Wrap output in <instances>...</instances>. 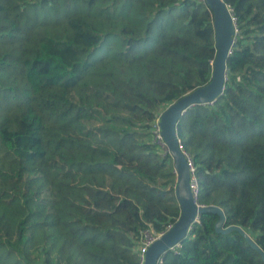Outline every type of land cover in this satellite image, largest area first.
Here are the masks:
<instances>
[{
    "label": "trees",
    "instance_id": "obj_1",
    "mask_svg": "<svg viewBox=\"0 0 264 264\" xmlns=\"http://www.w3.org/2000/svg\"><path fill=\"white\" fill-rule=\"evenodd\" d=\"M237 33L222 94L177 123L196 201L264 252V0H224ZM47 25H50L47 27ZM212 14L195 0H0V264H143L178 218L158 114L205 85ZM204 212L158 264H264Z\"/></svg>",
    "mask_w": 264,
    "mask_h": 264
},
{
    "label": "water",
    "instance_id": "obj_2",
    "mask_svg": "<svg viewBox=\"0 0 264 264\" xmlns=\"http://www.w3.org/2000/svg\"><path fill=\"white\" fill-rule=\"evenodd\" d=\"M204 2L212 14L215 43V55L210 78L205 85L189 91L169 103L159 115L161 135L167 152L172 158L176 175L174 195L178 202L180 213L171 227L145 250L143 264H158L159 259L167 250L172 249L180 240L187 236L190 226L197 222L199 215L204 212L217 214L218 219L214 224L216 232H238L260 254L264 261L263 250L241 226H223L225 215L220 207L216 205H200L194 201L190 189V172L177 136V123L186 109L196 104L211 103L222 94L226 81L227 59L235 45L234 38L237 31L229 6L224 0H205Z\"/></svg>",
    "mask_w": 264,
    "mask_h": 264
},
{
    "label": "built area",
    "instance_id": "obj_3",
    "mask_svg": "<svg viewBox=\"0 0 264 264\" xmlns=\"http://www.w3.org/2000/svg\"><path fill=\"white\" fill-rule=\"evenodd\" d=\"M196 2H204L205 0H195ZM234 20V18H233ZM235 24V23H234ZM236 27V26H235ZM237 31V29H236ZM213 102L209 103L212 104ZM159 115L158 114L157 118L154 120V122L151 125L150 128V132H151V140L157 144L159 146V148H161V150H166V145L165 142L163 141L162 135H161V129L159 126ZM180 142V140H179ZM181 147V144H180ZM182 150V148H181ZM183 151V150H182ZM185 158H186V162H187V167L189 169L190 172V189L194 198V201H196V195H197V191H198V187H197V180L195 177V165L193 164L192 159L183 152ZM198 222V220H197ZM171 226H168L164 231L160 232V233H155L149 229H146L144 231H142L141 234V240H140V256H141V261L143 263V258H144V252L145 250L148 248L149 245H151L160 235H162L166 230H168ZM178 246V244L176 245Z\"/></svg>",
    "mask_w": 264,
    "mask_h": 264
},
{
    "label": "rangeland",
    "instance_id": "obj_4",
    "mask_svg": "<svg viewBox=\"0 0 264 264\" xmlns=\"http://www.w3.org/2000/svg\"><path fill=\"white\" fill-rule=\"evenodd\" d=\"M50 25H47V27H49Z\"/></svg>",
    "mask_w": 264,
    "mask_h": 264
}]
</instances>
